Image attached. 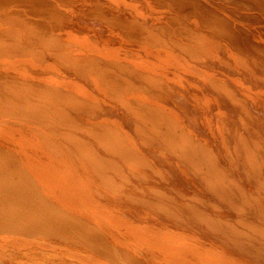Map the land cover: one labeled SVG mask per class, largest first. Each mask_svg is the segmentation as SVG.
Here are the masks:
<instances>
[{"label":"bare ground","instance_id":"bare-ground-1","mask_svg":"<svg viewBox=\"0 0 264 264\" xmlns=\"http://www.w3.org/2000/svg\"><path fill=\"white\" fill-rule=\"evenodd\" d=\"M255 66L264 0H0V235L87 264H264Z\"/></svg>","mask_w":264,"mask_h":264},{"label":"rangeland","instance_id":"rangeland-1","mask_svg":"<svg viewBox=\"0 0 264 264\" xmlns=\"http://www.w3.org/2000/svg\"><path fill=\"white\" fill-rule=\"evenodd\" d=\"M260 35L263 36L261 33H260ZM122 49H123V51L126 49L125 52L129 56H131V54H140L142 57L144 56L143 50L140 47L132 46V45H129V44H126V47H125V44H123L122 45ZM158 61L159 60H156L155 61L156 64L157 65L158 64L161 65V63L158 62ZM172 61L175 62V64ZM176 63H178V62H176L175 59H172L169 62H167V64H168L167 69L169 68L168 70L171 71V72H169L170 75H171V73H174L175 75L176 74L183 75V73H184L183 70H185V71L187 69L189 70V68H187L186 66H184V67L187 68V69H185L183 66L180 67V68L183 67V69H180L179 68V64H177V66L179 68V69H177V67L175 66ZM182 65H183V63H182ZM201 65H202V63H201ZM255 67L258 68V71L260 72L261 68H259L257 66H255ZM174 70H175V72H174ZM181 71H182V73H181ZM261 75L264 76V71H262V74ZM249 85L252 86V83L249 82ZM258 86H259V88H257V89H259L257 91L258 94L260 96H264V81L263 82L262 81L259 82V85ZM196 93L199 94V92H196ZM199 95H201V93ZM216 98L218 99V97H216ZM208 133H210V131ZM226 142H227V139H226ZM229 145H230L229 142H227V144H225V151L224 152H228L227 151V148H228ZM230 147L228 148V150H230ZM230 152H232V149L230 150ZM221 154L224 155L225 153H221ZM232 154L235 155L234 154V150H233ZM232 154L230 153L229 155H232ZM219 155H220V153H219ZM228 162H229V158H228ZM231 162H232V159H231ZM242 171H244V170L242 169ZM239 177H238V180H240V179L243 180L242 177L240 179H239ZM245 178H247V177H245ZM246 181H247V179H245L244 182L241 181V183L246 184L247 182L250 181L249 187H247L248 184H247V186L243 184L244 186H246L248 188L249 191L250 190L253 191L254 189H256V186L253 185V183L251 182L252 180L249 179V181H247V182ZM252 186H255V187L252 188ZM14 239L11 238L10 236H8L7 238H5V237H2L0 235V254H3V255H7L8 253L9 254H12L17 259V261L20 262V263H27V264H56V262L58 260H62L66 264H87V263L83 262L82 260H80L79 258H77L76 256H74L72 254H67L65 251H63V250H61L59 248H57V249H50V248H43L42 249V248H37L36 250H33L32 247H33L34 244H30V245H28L29 246L28 251H25L23 249H25L26 247L24 245H22V243H17L16 241H14ZM22 251H25V252L23 253Z\"/></svg>","mask_w":264,"mask_h":264}]
</instances>
